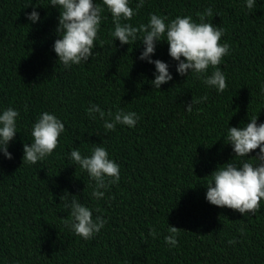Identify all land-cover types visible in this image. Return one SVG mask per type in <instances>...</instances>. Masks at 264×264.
<instances>
[{"label": "trees", "instance_id": "trees-1", "mask_svg": "<svg viewBox=\"0 0 264 264\" xmlns=\"http://www.w3.org/2000/svg\"><path fill=\"white\" fill-rule=\"evenodd\" d=\"M137 3L130 0L133 9ZM209 7L207 22L222 27L221 42L230 45L219 65L223 93L203 76L179 75L166 41L157 42L151 59L167 63L173 80L154 89L155 65L139 59L142 34L131 45L115 41L107 8L94 41L100 55L66 69L53 50L58 8L50 0H0V113L8 107L20 113L9 144L13 159L0 153V264H264V199L260 211L246 215L206 200L207 176L235 159L225 144L229 127H242L252 116L264 123V0L252 10L246 0H144L133 19L122 22L147 24L153 13L168 22L186 15L199 22L196 14ZM34 10L37 23L27 19ZM204 96L186 110L193 97ZM91 104L106 113L133 111L139 120L107 131L98 114L89 116ZM43 112L56 115L65 131L50 156L23 164L24 143L31 145ZM94 144H103L120 165L119 183L99 200L92 196L95 182L70 159L75 148L90 155ZM65 191L107 220L93 238L64 224ZM169 226L181 229L176 247L165 242Z\"/></svg>", "mask_w": 264, "mask_h": 264}, {"label": "clouds", "instance_id": "clouds-1", "mask_svg": "<svg viewBox=\"0 0 264 264\" xmlns=\"http://www.w3.org/2000/svg\"><path fill=\"white\" fill-rule=\"evenodd\" d=\"M255 4L256 0H246L249 10H252ZM50 6L59 10V24L56 28L58 38L53 50L59 58L57 64H62L66 69L100 55L99 52L94 54V41L98 38L102 14L107 8L114 24L112 35L115 41L119 40L122 45H131L137 40L138 34H142L139 42L142 43L144 51L139 59L155 65V79L150 82L154 89L160 90L161 85L173 80L167 63L151 59L156 52L157 42L164 41L169 45L170 57L178 62L179 75L188 76L191 72L190 76H203V82L220 93L227 87L226 76L219 65L223 57L229 54L230 45L221 42L225 34L224 29L207 22V17L213 15L210 7L203 13L196 14L199 22L191 15L177 16L168 22L167 17L153 13L150 14L147 24L133 26L122 21L132 20L144 7V0H138L135 9L130 6V0H50ZM27 19L37 23L40 21L39 13L34 10ZM210 68L215 70L207 74ZM206 100L207 96L199 100L193 97L192 102L187 103L186 110L191 112L194 104ZM88 114L93 119L97 118L95 114H98L107 131H114L117 125L135 127L139 120L137 113L133 111L121 108L115 113L111 109L106 113L97 104L89 106ZM19 116V111L12 107L0 113V153L8 160L13 159L9 144L17 134ZM249 121L242 127H229L225 144L232 146L235 159L218 166L217 170L207 176L210 179L206 186V200L210 204L220 208L227 207L243 215L260 211V203L264 199V123H258L256 116L249 118ZM64 131L65 125L56 115L41 113L32 126L31 145L24 143L23 164L34 165L50 156L57 148L58 139ZM254 151L257 154L249 158ZM70 159L95 182L92 196L97 200L103 199L105 190L118 184L121 179L120 165L109 157L103 144H94L88 156L83 155L79 148H75L70 152ZM237 159L239 163L234 162ZM78 197L67 191L60 197L64 207L69 210V215L63 221L75 235L89 240L100 233L107 220L102 216L94 217L93 210ZM180 232L181 229L169 226L165 242L172 247L178 246L177 238ZM150 235L156 236L155 228H150ZM236 242L233 239L228 243L231 245Z\"/></svg>", "mask_w": 264, "mask_h": 264}]
</instances>
